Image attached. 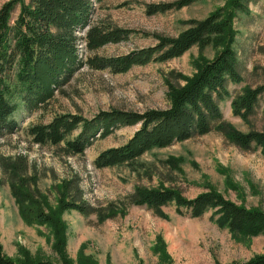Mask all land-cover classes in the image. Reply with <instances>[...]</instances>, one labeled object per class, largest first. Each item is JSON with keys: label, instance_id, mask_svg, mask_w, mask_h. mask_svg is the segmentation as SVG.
Masks as SVG:
<instances>
[{"label": "rangeland", "instance_id": "374dc122", "mask_svg": "<svg viewBox=\"0 0 264 264\" xmlns=\"http://www.w3.org/2000/svg\"><path fill=\"white\" fill-rule=\"evenodd\" d=\"M7 1L0 0V7ZM175 1L94 3L93 23L133 29L134 33L95 52L84 48L81 56L123 55L154 45L161 37H176L192 21L202 20L215 11H229L244 80L229 85L231 97L221 102L223 120L243 133L264 132V95L248 120L236 116L231 107L232 99L246 87H256L264 80L263 2L251 1L248 12L240 11L235 0H195L165 13L147 11L149 4ZM19 11L18 5L12 21ZM223 46L218 40L205 47L193 46L180 57L134 66L123 73L84 66L46 106L32 113L19 112V130L0 138V242L4 253L13 260L29 257L63 261L50 223H28L22 218L13 194L15 184L28 190L29 205L34 204V199L45 214L60 215L66 227L65 252L74 264H80L83 258L93 259L96 264H231L264 254V220L236 231L220 222L215 210L194 218L185 208L183 213L178 211L175 203L157 212L132 200L137 187L171 188L188 199L214 190L238 205L264 214L261 147H241L224 132L214 129L165 148H155L130 164L97 168V155L126 143L139 125L117 129L83 154H72L65 142L37 144L28 132L30 126L47 123L61 113L91 118L98 111L111 108L140 112L166 108L167 78L184 85L186 80L181 74L192 76L201 63L213 59ZM77 133L67 139H73ZM15 166L19 169L17 175ZM74 196H81V201L90 206L89 215L74 209L62 210L61 200L70 201ZM113 210L116 215L100 221V215H109Z\"/></svg>", "mask_w": 264, "mask_h": 264}, {"label": "trees", "instance_id": "16d2710c", "mask_svg": "<svg viewBox=\"0 0 264 264\" xmlns=\"http://www.w3.org/2000/svg\"><path fill=\"white\" fill-rule=\"evenodd\" d=\"M195 0H177L169 3L149 4L148 13H165L182 8ZM236 7L248 12L253 0H235ZM262 1L264 6V0ZM103 0H9L0 7V138L17 132L20 128L17 114L21 111L35 112L46 106L84 66L96 70L109 69L115 73L129 71L134 66L151 62H165L182 56L193 46L205 47L215 41L223 49L211 60H206L190 77L181 74L184 85L167 78L169 105L133 111L118 108L100 110L91 118L75 113L55 115L47 123H38L28 128L35 143L59 145L65 142L72 154H83L97 140L104 139L124 126L139 125V128L120 146L101 151L94 160L97 168L130 164L155 148H165L212 130H220L225 136L244 148L253 144L264 150V132L243 133L223 120L221 102L231 97L230 84L244 80L242 63L234 46L235 33L231 12L218 10L191 26L176 37H161L154 45L142 47L118 56L98 54L81 56L80 42H86L88 52H95L107 44L120 43L134 33L133 29L111 27L93 23L94 3ZM19 5L17 18L12 15ZM85 31L84 35L78 32ZM264 77V68H262ZM264 95V80L256 87H246L242 94L231 101L233 113L244 120L255 114ZM78 131L73 139L67 136ZM16 175L19 172L18 166ZM20 177V176H19ZM78 187V186H77ZM13 194L19 204L20 214L28 223L49 222L54 229L55 245L61 253L62 262L49 259L13 260L3 251L0 242V264H74L65 252V223L60 215L45 214L40 205L29 201L28 190L23 191L13 184ZM78 191V188H77ZM73 200H61L62 210L74 209L84 215L91 213L81 196ZM80 200V201H79ZM133 203L146 206L157 212L170 203L178 211L182 208L197 218L215 210L220 222L233 230L255 225L264 220V214L251 210L211 190L195 198H185L171 188L143 189L137 187ZM100 215L102 222L107 217ZM264 228V227H262ZM83 258L80 264H96L93 259ZM231 264H264V254L249 261Z\"/></svg>", "mask_w": 264, "mask_h": 264}, {"label": "built area", "instance_id": "2783aa9c", "mask_svg": "<svg viewBox=\"0 0 264 264\" xmlns=\"http://www.w3.org/2000/svg\"><path fill=\"white\" fill-rule=\"evenodd\" d=\"M78 34H81V32H78ZM80 50H83L84 48L86 49V42L83 40L79 44Z\"/></svg>", "mask_w": 264, "mask_h": 264}]
</instances>
